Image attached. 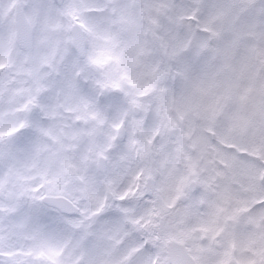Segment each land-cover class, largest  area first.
I'll use <instances>...</instances> for the list:
<instances>
[{
	"label": "snow or ice",
	"instance_id": "6c2138e0",
	"mask_svg": "<svg viewBox=\"0 0 264 264\" xmlns=\"http://www.w3.org/2000/svg\"><path fill=\"white\" fill-rule=\"evenodd\" d=\"M0 264H264V0H0Z\"/></svg>",
	"mask_w": 264,
	"mask_h": 264
}]
</instances>
